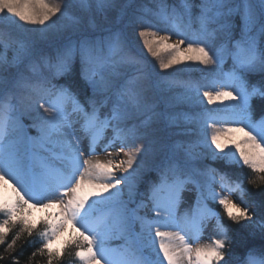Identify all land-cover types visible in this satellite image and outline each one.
<instances>
[{"label":"trees","instance_id":"trees-1","mask_svg":"<svg viewBox=\"0 0 264 264\" xmlns=\"http://www.w3.org/2000/svg\"><path fill=\"white\" fill-rule=\"evenodd\" d=\"M39 2L43 6L24 0H13V5L3 2L10 8L0 4V37L24 45L20 62L0 66V120L6 102L17 106L27 124L32 122L28 107L34 102H59L95 123L110 124L120 115L119 128L129 132L131 145L136 140L149 146L138 153L146 166L141 168L143 198L157 186L181 185L190 178L204 190L209 175L224 174L251 203L248 212L229 214L220 202L207 200L231 238L225 244L230 264H251L252 256L264 260V170L224 158L189 161L180 143L203 138L201 128L194 122L190 132H182L169 124V116L184 110L199 119L205 116L204 108L216 111L218 106L185 102L172 106L162 101L167 93L163 81L208 90L213 76L223 72L228 78L243 79L249 91L259 89L250 97L249 107L253 120L263 122L264 0H134L123 20L113 18L111 24L101 22L96 28L82 16L79 9L85 12V8L77 0ZM22 5L29 9L18 14ZM54 12L74 13L80 21L69 29L55 19L58 26L53 27L48 19ZM43 25L50 28L47 33ZM155 32L179 36L195 52L204 44L205 53L191 65L175 58L176 49H147L138 41L140 35L145 39L144 33ZM142 104L147 112L130 118ZM45 230L43 224L33 225L22 216L9 217L6 229L0 227V264L77 262L86 245L71 239L59 253L43 240Z\"/></svg>","mask_w":264,"mask_h":264},{"label":"rangeland","instance_id":"rangeland-1","mask_svg":"<svg viewBox=\"0 0 264 264\" xmlns=\"http://www.w3.org/2000/svg\"><path fill=\"white\" fill-rule=\"evenodd\" d=\"M12 1L0 0V4L13 5ZM34 1L41 4L39 0H24L25 3ZM133 1L77 0L86 15L82 9L79 11L92 28L101 22L111 24L113 18L120 22L127 17ZM28 9L22 5L17 13ZM51 14L54 15H50L48 23L53 27L58 26L55 19L69 29L80 21L74 13ZM49 30L43 25V33ZM144 35L146 38L140 35L138 41L145 48L155 46L164 52L176 49L175 58L186 59L191 65L206 50L203 44L202 50L195 52L175 35L166 36L161 32ZM23 51L22 42L0 37V66L20 62ZM163 82L167 92L163 103L173 106L185 102L202 107L214 104L219 109L204 108L205 116L199 119L184 110L169 116V124L182 132H190L189 125L194 122L201 128L203 138L180 143L189 161L224 158L264 170V121H254L249 107V99L258 88L249 91L243 79L228 78L223 72L213 76L208 90H189L176 83ZM145 106L139 105L130 118L146 113ZM5 107L0 120V213L3 214L0 227L3 230L9 217L22 216L33 225L46 226L43 240L59 253L71 239H78L86 246L72 264H195L197 243L206 236L213 246V254L205 257L207 264H230L225 244L231 238L219 212L207 200L220 202L229 214L246 213L251 203L242 195L240 187H233L224 174L209 175L202 191L194 178H190L181 185L157 186L149 197L143 198L141 168L146 166L138 153L149 146L136 140L131 145L126 136L129 132L119 128L120 115L112 118L110 124L95 123L59 102L49 105L34 102L28 107L32 122L27 124L17 114L13 102H6ZM109 141L114 146L102 152L71 151L67 146V142H72L82 148L80 144L84 142L93 149ZM112 151L121 153L120 161L110 164L111 171H107L106 162H99L100 170L93 173L91 182L83 184L82 177L90 171L89 159ZM71 166L78 169L71 171L68 169ZM181 247L186 249V255L180 253ZM250 263L264 264V260L252 256Z\"/></svg>","mask_w":264,"mask_h":264},{"label":"bare ground","instance_id":"bare-ground-1","mask_svg":"<svg viewBox=\"0 0 264 264\" xmlns=\"http://www.w3.org/2000/svg\"><path fill=\"white\" fill-rule=\"evenodd\" d=\"M234 83H235V80H233L232 85H234ZM80 145H82V148H78L79 145H74L72 142H67V146L69 149H71V151L77 150V151H85V152H89V153L90 152H102L105 149H108V148H111L114 146V144L111 141H109L107 143H99L93 149L88 147L86 145V143H84V142H82V144H80ZM74 155L78 156L80 158H83V156L79 153H74ZM119 157H121L120 152L112 151L110 153H104L101 156H98L96 158L89 159L90 160V166H89L90 171L85 172V175L82 177V181L84 182L83 184H85V182H91L93 173L100 170V168L98 167L99 162H101V161L106 162L107 163V165H106L107 171H111L110 164L115 163L116 161L119 162L120 161ZM68 169L71 171H74L75 169H78V167L77 166H73V167L71 166V168H68ZM51 174H53V173H51ZM103 177L106 178V176H103ZM88 193H90V191H88ZM82 196H83V200H85L87 202L85 195H82ZM188 234L190 237H193L192 233H188ZM202 239L203 240H201L200 242L197 243V247L195 249V254H194V257H195L194 263L195 264H207L208 260L205 259L206 255L211 256L213 254V246H212L211 239H209L206 236ZM180 253H184V255H186V249L181 247ZM184 255H182V258H184Z\"/></svg>","mask_w":264,"mask_h":264}]
</instances>
